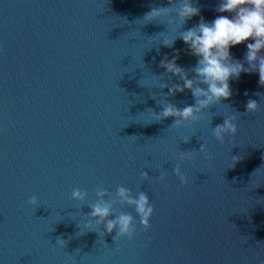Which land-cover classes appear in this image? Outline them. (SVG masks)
Listing matches in <instances>:
<instances>
[{
    "label": "water",
    "instance_id": "95a60500",
    "mask_svg": "<svg viewBox=\"0 0 264 264\" xmlns=\"http://www.w3.org/2000/svg\"><path fill=\"white\" fill-rule=\"evenodd\" d=\"M216 4L198 0L205 20L229 15L217 13ZM153 6L170 5L0 0V264L264 262L259 74L230 80L233 95L199 120L179 127L172 126L176 117L154 121L166 103H195L190 90L168 95L155 82L153 76L169 82L160 67L164 55L180 50L177 62L185 70L197 57L182 39L174 48L157 45L166 18L137 21ZM199 20L193 17L184 28ZM246 51V43L231 49L241 60ZM249 99L260 102L256 113L246 111ZM233 114L238 133L221 143L212 128ZM203 144L208 155L200 152ZM180 152L190 158L181 160ZM234 156L240 159L232 166ZM177 166L186 184L175 174ZM144 171L148 179H142ZM121 185L133 194L145 191L155 211L144 231L135 208L117 203L118 212L135 217L139 235L115 241V231L84 227V214L97 188L114 193ZM77 188L88 193L86 201L71 198ZM32 196L36 205L29 203Z\"/></svg>",
    "mask_w": 264,
    "mask_h": 264
},
{
    "label": "clouds",
    "instance_id": "9594fccd",
    "mask_svg": "<svg viewBox=\"0 0 264 264\" xmlns=\"http://www.w3.org/2000/svg\"><path fill=\"white\" fill-rule=\"evenodd\" d=\"M167 3L170 6H153L142 19L137 21H144L145 24L166 18L167 31L157 34L160 36L157 45L174 48L176 40L182 39L187 51L197 57L196 65L185 70L177 62L180 59V50H176L171 56L165 54L160 61V67L166 70L164 75L168 77L169 82H164L163 76H153L161 89H169L168 95L190 90L195 103L183 108L166 103L162 111L155 112L154 121L176 117L172 126L179 127L186 121L199 120L204 110L233 95L230 80H239L242 73L258 72L259 85L264 86V0H217L215 11L229 15H217L211 21L205 20L201 15L198 0H167ZM196 16H200L199 23L185 29L184 25L187 21ZM250 39L252 42H248ZM245 43L247 51L243 60L234 58L231 49ZM156 50L159 52L158 46ZM173 75L177 77L176 81H172ZM143 80L140 81L142 85H144ZM256 95L261 94L256 93ZM259 108L260 102L254 99H249L246 103V111L249 113H256ZM235 120L236 115L233 114L226 117L223 124L212 128L213 136L217 141L223 143L226 136H235L238 133ZM189 140V137L183 139L185 143ZM200 152L208 155L205 144L202 145ZM188 158H190L188 152H180L181 160ZM239 159L238 156L232 157V166ZM174 171L181 182L186 184L187 179L181 173L180 167L177 166ZM165 175V173L160 174L161 181L165 179ZM141 177L149 178L146 171ZM95 195L97 197L95 202L88 203L91 211L84 214V227L95 229L97 226H103V233L106 231L109 234L115 231V241L121 237L132 239L134 235H139L135 217L130 213L118 212L115 205L119 203L135 208L144 231L151 228L150 220L155 209L145 191L133 194L130 188L121 185L114 193L103 187L97 188ZM87 197L88 193L79 188L73 190L71 194L73 200L81 202L86 201ZM29 203L36 205L38 197L32 196ZM65 243L63 239L57 240V244L62 246H65Z\"/></svg>",
    "mask_w": 264,
    "mask_h": 264
}]
</instances>
